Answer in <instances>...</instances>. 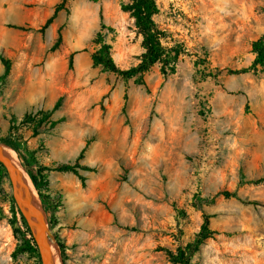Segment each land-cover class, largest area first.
Listing matches in <instances>:
<instances>
[{
	"label": "rangeland",
	"instance_id": "obj_1",
	"mask_svg": "<svg viewBox=\"0 0 264 264\" xmlns=\"http://www.w3.org/2000/svg\"><path fill=\"white\" fill-rule=\"evenodd\" d=\"M60 1L0 0V77L1 56L12 64L0 78V138L33 156L34 168L74 162L85 146L79 162L95 167L79 170L84 183L73 172L45 170L44 191L61 200L50 239L64 243L66 255L54 246L53 264H172L166 249L192 240L206 214L214 233L194 262L264 264V206L244 201H264V71L231 72L255 58L264 0H156L163 43L182 53L166 76L156 63L145 85L91 59L102 31L120 67L139 62L142 36L122 9L130 0H68L40 31ZM60 27L62 42L51 50ZM60 97L34 134L25 114L40 118ZM223 190L241 198L195 206L196 195ZM16 209L3 176L0 264H42L38 247L23 248L31 235L15 230Z\"/></svg>",
	"mask_w": 264,
	"mask_h": 264
},
{
	"label": "trees",
	"instance_id": "obj_2",
	"mask_svg": "<svg viewBox=\"0 0 264 264\" xmlns=\"http://www.w3.org/2000/svg\"><path fill=\"white\" fill-rule=\"evenodd\" d=\"M92 1L97 2L99 0ZM67 2L68 0H61L60 3L57 4L53 14L40 27V31H44L53 22V20L56 18L57 14L61 10L67 9ZM122 9L131 13L132 17L135 19V25L137 27V30L142 36V46L144 47V52L141 54L139 62L129 68L120 67L112 54L111 44L105 41L102 31H98L95 38V42L99 45V47L91 55L93 66H100L102 70L109 71L118 76H121L125 81L134 79V82L139 85L146 84L145 75L151 70V68L156 63L161 64V72L165 76L168 75L169 72H174L176 68L175 65L178 61L180 54L182 53V48L178 44L167 46L163 43V39L166 38V32L159 27V25L154 19V16L159 12V6L157 4V1L130 0L129 3L123 4ZM100 26L101 29L107 27L104 22L102 9H100ZM61 42L62 33L60 27L58 38L50 49H57ZM252 50L255 53V58L252 64L249 67L231 71L232 73H245L249 72L250 70L258 71L259 69L264 71V34L252 42ZM1 57L2 61L5 64V72L0 78L4 81L7 75L11 72L12 64L10 59H7L4 56ZM72 61L73 58L71 57V64ZM61 100L62 99L60 97L50 110L39 111V114H41L40 118H33L31 115L25 114V119H29L31 121L33 120L36 122L34 126V134H38V126L42 125L43 122L49 120L54 111L60 108ZM15 120V117L11 119L12 124H14ZM56 123L57 121H51L52 126H54ZM12 124L10 128H12ZM0 142L11 146L18 153L25 171L32 179L35 188L38 190L40 200L47 213L51 226L57 222L56 211L59 209L61 200L56 199L55 196L44 191V189L48 188V171L55 170L60 172H73L77 174L84 183L86 177L82 175L79 170H95V167L89 165H82L79 162V160L84 156L86 146L81 150L80 154L74 162L59 163L53 167L34 168L32 161L33 156L28 157L26 152L23 151L21 147L12 142L9 137L0 138ZM6 175V170L4 166L0 163V179ZM218 195H222L225 198H241L238 195L237 191L230 190L220 191L211 198L201 197V195L198 194L195 197V206L200 207L203 204L213 203ZM244 201L250 204L264 206V201L258 199H248ZM176 210L179 215H185V211L183 209L176 207ZM18 213L20 214L22 224L25 226L26 231H23L21 229V225L19 224L17 216ZM14 214L15 215L13 225L15 230L21 233L27 232L31 235L32 243L26 242L23 245L24 250L30 252H37V243L35 241L34 233L30 224L19 209L14 210ZM213 233L214 231L210 228V215L206 214L201 229L192 240L188 241L185 245H178L175 250L170 248L166 249L169 260L172 262V264H198L193 261V258L195 254L200 250L201 245L205 242L207 238L211 237ZM59 245L61 247L62 255L65 260V244L60 242Z\"/></svg>",
	"mask_w": 264,
	"mask_h": 264
},
{
	"label": "water",
	"instance_id": "obj_3",
	"mask_svg": "<svg viewBox=\"0 0 264 264\" xmlns=\"http://www.w3.org/2000/svg\"><path fill=\"white\" fill-rule=\"evenodd\" d=\"M0 163L4 166L10 179L14 200L33 230L42 264H52L49 250L51 246L59 247V244L51 242L50 223L39 194L42 207L37 204L24 184L22 170L25 171V169L18 153L11 146L1 142Z\"/></svg>",
	"mask_w": 264,
	"mask_h": 264
},
{
	"label": "bare ground",
	"instance_id": "obj_4",
	"mask_svg": "<svg viewBox=\"0 0 264 264\" xmlns=\"http://www.w3.org/2000/svg\"><path fill=\"white\" fill-rule=\"evenodd\" d=\"M22 174H23V181H24L25 186L31 192V194H32L33 198L36 200L37 204L40 207H42L41 203H40V200H39V197H38L37 190H36L34 184L32 183L29 175L24 170H22ZM49 251H50V260H51V263L53 264V261L55 260V257H54V254H55L54 246H51Z\"/></svg>",
	"mask_w": 264,
	"mask_h": 264
}]
</instances>
